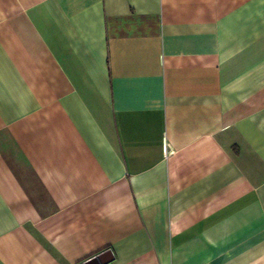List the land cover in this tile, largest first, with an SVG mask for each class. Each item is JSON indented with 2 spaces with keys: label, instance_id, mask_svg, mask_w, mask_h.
<instances>
[{
  "label": "crops",
  "instance_id": "0c3cea01",
  "mask_svg": "<svg viewBox=\"0 0 264 264\" xmlns=\"http://www.w3.org/2000/svg\"><path fill=\"white\" fill-rule=\"evenodd\" d=\"M264 264V0H0V264Z\"/></svg>",
  "mask_w": 264,
  "mask_h": 264
},
{
  "label": "water",
  "instance_id": "95a60500",
  "mask_svg": "<svg viewBox=\"0 0 264 264\" xmlns=\"http://www.w3.org/2000/svg\"><path fill=\"white\" fill-rule=\"evenodd\" d=\"M98 256L88 259L84 264H97Z\"/></svg>",
  "mask_w": 264,
  "mask_h": 264
}]
</instances>
